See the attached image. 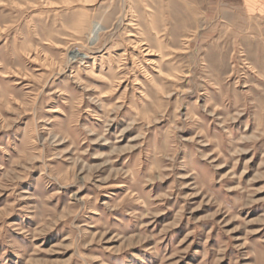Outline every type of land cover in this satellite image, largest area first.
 <instances>
[{
    "label": "rangeland",
    "instance_id": "374dc122",
    "mask_svg": "<svg viewBox=\"0 0 264 264\" xmlns=\"http://www.w3.org/2000/svg\"><path fill=\"white\" fill-rule=\"evenodd\" d=\"M0 264H264V8L0 0Z\"/></svg>",
    "mask_w": 264,
    "mask_h": 264
},
{
    "label": "crops",
    "instance_id": "0c3cea01",
    "mask_svg": "<svg viewBox=\"0 0 264 264\" xmlns=\"http://www.w3.org/2000/svg\"><path fill=\"white\" fill-rule=\"evenodd\" d=\"M231 7H242L246 10H259L264 8V0H223Z\"/></svg>",
    "mask_w": 264,
    "mask_h": 264
}]
</instances>
